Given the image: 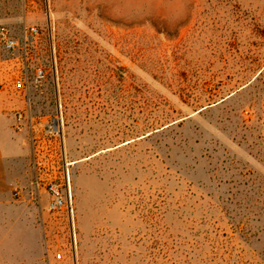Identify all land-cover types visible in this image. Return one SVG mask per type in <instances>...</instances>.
I'll use <instances>...</instances> for the list:
<instances>
[{
  "label": "rangeland",
  "instance_id": "374dc122",
  "mask_svg": "<svg viewBox=\"0 0 264 264\" xmlns=\"http://www.w3.org/2000/svg\"><path fill=\"white\" fill-rule=\"evenodd\" d=\"M0 25L38 28L30 108L71 162L69 264H264V0H0ZM20 68L0 49L7 115ZM31 174L0 190V264H56L66 240Z\"/></svg>",
  "mask_w": 264,
  "mask_h": 264
},
{
  "label": "built area",
  "instance_id": "2783aa9c",
  "mask_svg": "<svg viewBox=\"0 0 264 264\" xmlns=\"http://www.w3.org/2000/svg\"><path fill=\"white\" fill-rule=\"evenodd\" d=\"M37 33L38 28L31 25L20 38L5 25H0V49L16 53L21 59V68L2 84V88L11 90L24 101L25 106L15 110L12 117L14 129L26 131L30 144L31 198L40 203V191L45 193L43 207L48 223L53 230L66 237V240L53 246L52 259L56 264H69L71 258L66 255V251L71 254L74 234V208L68 178L71 162L66 158L58 124L50 122L40 128L33 122L30 108L31 89L36 88L46 76L41 65H36L29 73L25 64L30 51L35 47ZM23 191H27V187H15L13 194L21 196Z\"/></svg>",
  "mask_w": 264,
  "mask_h": 264
},
{
  "label": "crops",
  "instance_id": "0c3cea01",
  "mask_svg": "<svg viewBox=\"0 0 264 264\" xmlns=\"http://www.w3.org/2000/svg\"><path fill=\"white\" fill-rule=\"evenodd\" d=\"M30 154L26 131H16L12 115L0 110V190L28 185L24 176L29 173Z\"/></svg>",
  "mask_w": 264,
  "mask_h": 264
}]
</instances>
